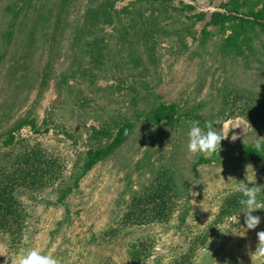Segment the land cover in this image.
I'll return each mask as SVG.
<instances>
[{
	"label": "rangeland",
	"instance_id": "rangeland-1",
	"mask_svg": "<svg viewBox=\"0 0 264 264\" xmlns=\"http://www.w3.org/2000/svg\"><path fill=\"white\" fill-rule=\"evenodd\" d=\"M228 1L115 0L113 22L91 26L87 12L101 0H0V165L4 152L16 155L23 146L36 147L64 165L67 180L93 128H114L160 102L175 103L181 116L163 128L140 118L126 142L63 204L57 201L63 184L20 192L27 216L23 234L10 247L8 236L0 233V264L5 258L11 264L32 248L51 253L60 264H172L203 237L197 264H264V258L250 255L257 232L264 231V210L253 213L261 218L255 229L246 228L243 213L218 219L225 197L239 185L264 189V160H242L237 147L264 143V124H248L236 115L249 97L264 100V38L254 43L255 52L246 50L236 60L220 51L218 28L208 22L212 13H225ZM11 8L22 9L14 21ZM94 41L104 49L101 64L90 54ZM235 94L243 99L231 106ZM27 113L35 129H21L15 134L20 142L2 147L6 131ZM187 114L199 116L201 127L217 121L228 134L214 161L196 172L193 165L204 154L188 152L193 118ZM161 171L172 174L179 193L172 217L162 225L124 228L112 237L109 232L118 230L131 198L143 195ZM259 196L264 203V191ZM138 237L147 241L149 259L132 263L126 249Z\"/></svg>",
	"mask_w": 264,
	"mask_h": 264
},
{
	"label": "trees",
	"instance_id": "trees-1",
	"mask_svg": "<svg viewBox=\"0 0 264 264\" xmlns=\"http://www.w3.org/2000/svg\"><path fill=\"white\" fill-rule=\"evenodd\" d=\"M153 1L163 4L170 0ZM114 2L115 0H101L96 7L90 8L87 12L90 25L93 26L96 21L111 24L113 22L111 10L114 8ZM184 8L192 10L193 6L186 5ZM9 11L14 16L12 18L14 21L22 9L11 8ZM197 17L200 18L201 15ZM208 23L218 28L216 35L220 39V51L230 59L236 60L237 57L244 56L246 50L251 53L255 52L254 43L264 38V0H229L225 4V13H212ZM12 28L13 22L3 35L2 40L5 44L11 39ZM202 33L205 37L211 35L205 31ZM93 44L95 46L90 49L91 57L101 64L104 49L96 41ZM204 44L205 39L202 40L201 46ZM45 81L46 77H43L42 82ZM242 99L243 97L235 94L231 106H235ZM224 101L228 104L229 100L224 98ZM245 103L236 115L242 117L248 124H264V100L249 97ZM187 116L192 117L193 121L203 122L197 115L187 114ZM180 117L175 103L160 102L149 112L138 114L134 120L125 119L114 128H93V134L88 138V147L75 164L67 180L63 178L64 165L39 148L23 146L21 152L16 155L4 152L5 161L3 165H0V233L8 236L10 247L18 243L23 234V223L27 216L18 200L20 192L34 193L52 187L56 183L59 186L63 184L65 186L61 188V194L57 200L63 204L70 194L78 191L80 182L97 164L109 158L126 142L140 118H143L149 127L163 128L174 126ZM25 127L35 129V119L31 113L25 114L10 126L4 134L1 146L13 147L20 142L15 134ZM237 147L242 160L253 162L264 160V143H261L259 148L242 144H237ZM214 159L215 153L208 157L201 155L194 163L193 170L196 172L200 165L212 162ZM178 198L179 193L172 174L168 175L166 171H161L143 195L131 198L128 211L118 222V230L110 231V235L114 237L118 231L131 226L143 227L167 223L178 207ZM241 198L239 192L226 196L219 208L218 219L223 220L238 215L242 208L239 204ZM257 199L260 201L259 195ZM185 215L186 213L179 219L181 225L186 221ZM135 240L134 243L128 245L126 256L132 263L145 262L149 259V251L145 245L147 241L142 237ZM198 241H193L192 245L182 252L181 257L174 260L172 264H197L195 257L198 245H203L206 238L203 237V241L201 240L199 244Z\"/></svg>",
	"mask_w": 264,
	"mask_h": 264
},
{
	"label": "clouds",
	"instance_id": "clouds-1",
	"mask_svg": "<svg viewBox=\"0 0 264 264\" xmlns=\"http://www.w3.org/2000/svg\"><path fill=\"white\" fill-rule=\"evenodd\" d=\"M190 128L188 131V143L187 149L189 153H202L209 156L216 153L221 148L222 140L226 139L228 134H223L217 127V121H205L203 127L200 126L199 121H190ZM236 139L235 136L232 137ZM261 141H264V137H260ZM257 148L260 147V143H257ZM251 182V181H249ZM236 191L241 193L242 198L239 200V204L242 206L240 213L244 214V224L247 229H255L261 222L259 216H254L253 213L257 210H264V203L259 202L257 197L264 191L260 186H256L252 183L241 184L236 188ZM239 223V217H238ZM257 246L254 253L250 255L264 258V231L257 232ZM4 264H8V259L5 258ZM11 264H60V261L55 258L51 253L42 254L37 248L28 250L25 254L20 255L17 259L11 261Z\"/></svg>",
	"mask_w": 264,
	"mask_h": 264
}]
</instances>
